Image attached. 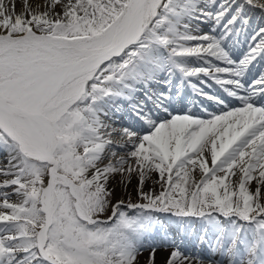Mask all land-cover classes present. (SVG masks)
<instances>
[{
    "label": "snow or ice",
    "instance_id": "6c2138e0",
    "mask_svg": "<svg viewBox=\"0 0 264 264\" xmlns=\"http://www.w3.org/2000/svg\"><path fill=\"white\" fill-rule=\"evenodd\" d=\"M0 264H264V0H0Z\"/></svg>",
    "mask_w": 264,
    "mask_h": 264
},
{
    "label": "rangeland",
    "instance_id": "374dc122",
    "mask_svg": "<svg viewBox=\"0 0 264 264\" xmlns=\"http://www.w3.org/2000/svg\"><path fill=\"white\" fill-rule=\"evenodd\" d=\"M213 90H215V89H213ZM213 110H214V109H213ZM196 111H198V109H197ZM202 118H207V116H202Z\"/></svg>",
    "mask_w": 264,
    "mask_h": 264
}]
</instances>
